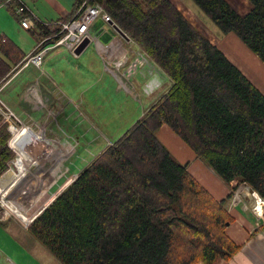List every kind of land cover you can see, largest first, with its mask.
Wrapping results in <instances>:
<instances>
[{
    "label": "trees",
    "instance_id": "16d2710c",
    "mask_svg": "<svg viewBox=\"0 0 264 264\" xmlns=\"http://www.w3.org/2000/svg\"><path fill=\"white\" fill-rule=\"evenodd\" d=\"M190 1L201 18L204 15L222 35L233 34L264 65V0H247L251 9L245 15L226 0ZM83 3L99 5L172 86L26 224H31L28 234L59 264L230 260L241 246L225 233L232 222L225 200H216L157 133L166 125L222 183L247 184L264 201L263 92L170 0H76L66 18L48 24L29 14L34 22L29 32L43 41L34 53L56 43L59 23L68 21ZM11 6L6 7L18 22L28 14L18 16ZM26 57L0 35V88L19 76ZM8 125L0 115V178L15 157L7 145L10 133L16 157L26 148L22 129L10 128L9 133ZM14 178L10 171L9 180L0 179L2 200L17 183L16 176L10 184ZM22 184L13 200L31 215L35 201L28 199V189H35Z\"/></svg>",
    "mask_w": 264,
    "mask_h": 264
},
{
    "label": "rangeland",
    "instance_id": "374dc122",
    "mask_svg": "<svg viewBox=\"0 0 264 264\" xmlns=\"http://www.w3.org/2000/svg\"><path fill=\"white\" fill-rule=\"evenodd\" d=\"M28 1H29V6L31 7L32 10H34V12L38 16H40L39 13L56 14L58 12L57 9L53 6V4L58 6L55 0H28ZM73 1L74 0H71V1L59 0L61 7L58 6V8L62 10L70 6L73 3ZM228 1H230L232 6L239 13L246 12V8L242 4V0H228ZM186 2H188L189 5H191V7L194 10L199 12L198 9L193 5V3L190 0H186ZM33 5L35 8L33 7ZM0 9L2 10L0 11V14H2V12H4L5 14L0 20V33H6V34L8 33L12 35L14 39H16L17 43H19L20 41L21 48L24 51V53L27 55L28 51L34 45V41L32 40L29 33L22 30L19 22L16 20V18L13 15H11L5 8H0ZM201 16L202 18L200 19L201 20L200 23L201 24L204 23L207 26V28H209L208 36L210 38L208 39L213 44L217 45V47L261 91L264 92V65L233 34L222 35V33H220V31L207 18H205L204 15H201ZM55 18L56 16H53V19ZM99 21H100V18H98L95 21L93 25V30H95L98 35L102 36L103 33L105 32L104 31L105 25H100ZM196 23H198L197 24L198 26L202 27V25H199L198 20H196ZM104 24H107V23H104ZM198 28L201 29L200 27ZM109 30H111V33L115 32L110 28ZM203 35L207 37L205 32ZM130 46L135 47L134 44H130ZM93 47L96 49V47L93 44H90L85 49V50H88L87 51L88 54H92V56L95 53V52L93 53L94 51ZM98 56L100 57L102 61L103 67L102 68H100L99 66L98 68L95 67V70L97 73L95 72L94 69H90V71H85L81 68L82 67L81 61L87 60L85 57H83L79 61V63H72L73 67H70L67 71L64 72V74H62L61 61L63 60L62 59L63 56H60L57 58V60L52 61V64L54 65L55 69L49 72L51 78L55 82V84L52 81H51L52 83L49 82L52 87L47 86V91L49 92V96L54 98L55 91H57L58 94L62 92L65 95L66 94L68 95L70 102L67 104L66 113L69 114L73 118V123L79 127L80 131L88 132V136L85 139H79V138L77 139L71 132H69V130H67L66 126L61 120V117H59L60 114L56 112L55 110H52L49 107V100L44 95V93L41 92V90L39 93H41V96L45 98L43 99V103L46 105V109L44 111L34 112L31 110L27 102L19 103L20 102L19 97L18 96L16 97V92H17L16 87H19L21 83L26 81L24 80L25 73H21L14 81L10 83V86L6 89L7 91H13L10 94V97H9L10 100H7L5 98V95H4L5 93L4 94L0 93L1 103H3L5 106L7 105V107L14 114H16L19 120H21L27 128L29 127L32 128L31 130L36 135L43 132V133H46V138L48 140H52L55 142L62 141L63 143L65 142L66 144H67V138L70 137V139L74 140L75 142V143L72 142V146L69 145L70 149H73V150H70L71 154L73 153L74 148L77 145L76 152L74 151L73 156H71V158H69L68 160H65L61 165H59L60 169L62 170V173H59L61 171L60 170L59 172L54 174V180H56V182L54 183L53 187H51V185L47 186V180L49 181V172H50L49 168H51L50 166L56 163V159H58V155L55 153L50 154V156L53 155L54 157V160H52L51 163H50V158H49L50 156H47L48 158L45 156L47 159L45 158L46 161L44 160V164L42 167L43 169L41 170L40 174H38L40 177L39 176H34V177L35 178L39 177L37 180H39L40 178L45 179L44 181L42 180V183L44 182L46 183V185H44L45 186L44 191H46L47 196L48 195L50 196L55 191H57L60 185H64L65 183L72 181L75 178L76 174H78L92 159H94L100 152L103 151V148L106 146V143H107V138L109 139H114L115 137L119 138L127 129H129L133 125V123L137 120L136 117L141 115V112H142L141 109L144 110L146 107H148L149 101L159 98L162 93L160 91H164V89L169 86L168 84L167 86L166 85L160 86L161 85L160 77L164 78L165 75L159 69V67L155 65V63L150 61L151 65L143 66L139 69L143 73L141 74V77L144 79L143 81L145 83L147 81V88H149L148 85L150 84L149 92L151 93H150L149 98H146L145 100V97L142 98V94L140 93V90H139L140 87L138 86V84H136V82L138 81L136 77H138L139 70L136 71L135 75L130 76L128 83L130 84L131 91L127 92L124 88L119 87V84L117 83L116 79L105 68V63L103 62L101 56L100 55ZM57 65H58V70L56 69ZM87 68H89V66H87ZM160 72L162 73V75L160 74ZM98 78L101 81L100 80L98 81ZM40 84L42 85L43 89L46 90L45 80L43 78H41ZM113 84L116 87L115 89H114ZM142 86H143V83H142ZM145 86L146 85L144 84V87ZM18 91H20V89H18ZM124 95H127L129 99H126L127 105L126 104L122 105L123 111L112 112L110 107L114 108L113 105L115 104L121 105L120 101L124 100L125 98ZM78 99L80 100L84 99L85 104L87 105H84L81 107V104L79 103ZM91 103H94V106L96 108L95 112H93L89 108V104ZM129 104L133 108V112H134L133 114L128 109ZM16 105L20 107H24L23 109L26 111L27 114H24V116L19 115V111ZM46 110L49 111L51 116H49L48 113H46ZM39 114H43V116ZM33 122L38 124L39 129L37 127L34 128V126L32 125ZM21 129L23 132L22 140L24 144H26V148L24 150L28 148L27 141H31V140H32L31 142H33L38 148L42 146V143L38 141L37 136L33 132H31L28 129H24V128H21ZM110 146H113V145H110ZM93 147L96 148V150H94ZM23 151H21L17 155V157ZM43 152H49L48 148L46 150H43ZM16 162L19 163V160L16 159ZM205 168L208 171L212 172L206 166ZM11 172L14 174L15 178L10 184H12L15 181L16 176H17L15 171L13 170V166H12ZM212 175L217 180H220L214 173H212ZM27 183L31 185L34 189L37 187V185L32 180H30ZM21 185H23L22 182H19L18 187L14 188V191L12 194H10V196L11 195L14 196L16 191L20 188ZM233 186H235V183ZM41 187H43V184ZM42 192H43L42 190L39 193L38 191L33 192V191H30L29 189L28 198L35 201L36 199H38L41 195L45 193V192L43 193ZM3 195L4 194L0 195V204L5 210L3 212V208H2L0 211V214H1L0 218L1 217L4 218L2 219V221H0V246L6 248L5 244H3L4 238L2 236H4V232H2V230H4L5 228H9L12 222H15L16 224H18L22 230L28 228V226H25L21 221L23 219H21L20 216L17 215V217L21 219L20 220L18 218V220H20V223L23 225L22 226L18 222L17 217L6 209V207L4 206L2 202ZM10 203L13 205H17L15 201L13 200V198ZM262 210H263V206L261 205V212ZM7 220H10V221L7 222ZM23 222H26V221L23 220ZM11 233L12 232L10 231V235H12ZM29 240L31 241L26 240L25 244L28 246L34 247L35 251H37L36 252L37 258L40 259L44 264H59V262L42 245H40L39 242L31 238Z\"/></svg>",
    "mask_w": 264,
    "mask_h": 264
},
{
    "label": "crops",
    "instance_id": "0c3cea01",
    "mask_svg": "<svg viewBox=\"0 0 264 264\" xmlns=\"http://www.w3.org/2000/svg\"><path fill=\"white\" fill-rule=\"evenodd\" d=\"M3 1H5V0H0V3ZM69 1H71V0H69ZM75 1L76 0H74L70 6L61 10L58 8V6L61 7L59 0H55V2L58 5V6H56L53 4V6L58 11L56 14L39 13L40 16H38L34 12V10H32L31 7L29 6L28 0H19V2L25 6V8L34 17V19H36L37 21H39L42 24H48L50 22H57L61 19L66 18L70 14V12L72 11V7H73V4L75 3ZM170 1L174 4V6L183 14V16L196 29L200 30V32L202 34H204V32H205L207 37L205 35L204 36L206 38H210L208 36L209 28H207V26L204 23L203 24L200 23L201 17L196 12V10H194L191 7V5H189V3L186 2V0L185 1L184 0H170ZM226 1L232 6L230 1H228V0H226ZM242 4L246 8L245 13H239L233 6L232 7L240 15H245L249 12V10L251 9V6L247 0H242ZM11 5H12L11 8L13 9L15 7V4H11ZM33 7H34V5H33ZM3 8H5L12 15V12L9 10V8H7V7H3ZM0 11H2V10L0 9ZM3 15H5L4 12H2V14H0V20L2 19ZM53 16H56V18L53 19ZM98 18H100V21H99L100 25H105L104 26L105 32L103 33L102 36L98 35L96 33V31L93 30V25ZM196 20H198L199 25H202V27L197 25L198 23H196ZM95 21L90 28V32L92 34H96L98 37V43L96 45V49L93 47L94 48L93 53L95 52L93 56H92V54H88V52H87L88 50H85V49L81 52L80 55L75 56V55H73V54H71L65 50H61V48H52L49 50L48 54L43 57V62H42V66H41L40 70H38L33 65H29L28 67L23 69V71L21 73H25V79L24 80H26V81L21 83L19 85V87H16V90H17L16 97L17 96L19 97V101H20L19 103H23L21 100V96L23 94V91L25 90L24 88H26L31 82L38 80V82H39L38 85H39L41 92H43L44 95L49 100V107L52 110H55L56 112H58L60 114L59 117H61V120L63 121L67 130H69V132H71L77 139L78 138L79 139H85L88 136V132L80 131L79 127L73 123V118L69 114L66 113L67 104L70 102L68 95L67 94L65 95L62 92H60L58 94L57 91H55V94H54L55 97L52 98L49 96V92L47 91V86L52 87L50 85V83L53 82L55 84L54 80L51 78L50 73H49L51 70L55 69L54 65L52 64V61L57 60V58L60 56H63V58H62L63 60L61 61V68H62L61 71H62V74H64V72L67 71L70 67H73L72 63H79V61L83 57H85L87 60L81 61V65H82L81 68L85 71H90V69L95 70V67L98 68V66L100 68L103 67L102 61L98 55L103 56V58H105V60L107 62L112 61L116 58H119L123 55H126L127 56V63L125 65V67L123 68V70L128 69V71L135 73L141 67L147 66V64H145V61L143 58L149 59L147 57V55L143 52V50L139 46H137L135 44H134L135 47L130 46V44H133L132 41L128 42V41L124 40L121 36L117 35L116 32L111 33V30H109V28L112 29L113 31H114V29L112 28V26L110 24H104L105 22H103L101 17H97L95 19ZM33 27H34V22H32L31 28H33ZM198 27H200L201 29H199ZM205 29H206V31H205ZM22 30L29 33L32 40L34 41V45L31 47V49L28 51V53L32 52L31 50H37L38 47H40L42 45L43 41L37 40L29 32V30H24V29H22ZM7 34L6 33H0V35H5L9 39H11L22 50L20 41H19V43H17L16 39H14V37L12 35H10V34L7 35ZM50 46H52V45H50ZM50 46H48V47H50ZM28 53H27V55H28ZM94 57H96V58H94ZM149 61H150V59H149ZM87 66H89V68H87ZM56 69L58 70V65L56 66ZM139 71H140V73H139ZM139 71H138V77H136V79L138 80L136 82V84H138V86L140 87L139 90H140V93L142 94V98L145 97V100H146V98H149L150 93H151V92H149L150 84L148 85L149 88H147V81H146V83L143 81L144 79L141 77V74H143V73L141 72V70H139ZM95 72H96V70H95ZM160 74L162 75L161 72H160ZM41 78H43L45 80V85H46L45 89L46 90H44L42 85L40 84ZM99 80L100 79L98 78V81ZM160 80H161L160 86H164V85L167 86V84L169 85L168 87H166L164 89V91H160V92H162L160 95V97H161L165 93H167V91L171 88L172 82L166 75L164 76V78L160 77ZM10 81L11 80H9L5 85H3L1 87V90H0L1 94L5 93L4 95H5V98L7 100H10L9 99L10 94H11V92H13V91H7L6 90L10 86V84L7 86V84ZM142 83H143V86H142ZM144 84L146 85L145 87H144ZM113 86H114V84H113ZM115 88L116 87L114 86V89ZM18 89H20V91H18ZM116 91H117V89H116ZM160 92H158V93H160ZM261 92H263V91H261ZM78 94H79V92H78ZM263 94H264V92H263ZM124 97H125L124 100L120 101L121 105L115 104V105H113L114 108L110 107L112 112L123 111L122 105L123 104L127 105L126 99H129L127 95H124ZM160 97L149 101L148 107H146L144 110L141 109V111H142L141 115L137 116L136 119L137 120L140 119L143 116V114L153 104H155L160 99ZM65 98H67V99H65ZM78 101L81 104V107L84 105H87V104H85L84 99H81V100L78 99ZM17 105H18V103H17ZM23 108L24 107L17 106V109L19 111V115L24 116V114H27ZM89 108L93 112H95L96 108L94 106V103L89 104ZM128 109L132 114L134 113L133 108L131 107L130 104L128 106ZM39 115L43 116V114H39ZM157 136L164 143V145L168 148V150L171 152V154L180 163H182V164L189 163L188 171L190 172V174L202 186H204L206 188V190L216 200H218V201L225 200L224 206L226 208V211L228 212V214L232 218V222L227 226L225 233L232 240L233 243H235L237 246H241V249L230 260L225 261V260L220 259L216 264H264V216H263V218H257L254 216L252 209L249 206V204H250L249 197L247 198V194L245 196V191L242 188L243 187L242 184H240L238 187H236L237 183L235 181H233L230 184L226 185V184L222 183L220 180H217L216 178H214V176L212 175L213 171L212 170H211L212 172L208 171L205 168L204 164L194 156L193 152L191 150H189L169 130V128L166 125H162V127L160 128V130L157 133ZM119 138H116V137L114 139L107 138V142L109 141L110 143H112ZM92 141H93V139H92ZM91 144H92V142H91ZM105 147L103 148V150L105 149ZM94 150H96V148H94ZM234 183H235V186H233ZM238 192H239V194H238ZM230 194H231V197L229 199H227V197ZM260 213H261V210H260ZM263 215H264V212H263ZM9 221L10 220H7V222H9ZM4 230H2V232H4V236H2V237L4 238L3 244H5L6 248L0 246V264H44L40 259L37 258V256H36L37 251H35L34 247L28 246L25 244L26 240L31 241L29 239L30 238L33 239L28 234L27 229L22 230L18 224H16L15 222H12L10 227L5 228ZM10 231L12 232L11 233L12 235H10ZM199 264H201V263H199Z\"/></svg>",
    "mask_w": 264,
    "mask_h": 264
},
{
    "label": "built area",
    "instance_id": "2783aa9c",
    "mask_svg": "<svg viewBox=\"0 0 264 264\" xmlns=\"http://www.w3.org/2000/svg\"><path fill=\"white\" fill-rule=\"evenodd\" d=\"M8 4H15L13 11L18 16H22V15H24V13H28L25 17L21 18L19 24H20V27L22 29L29 30L32 27L33 21L31 19V17L29 16L30 13L25 8V6L23 4H21L19 2V0H5V1L0 3V8L6 7ZM97 17H101L103 22H105L107 24L112 22L110 17L104 12V10L99 5H86L85 3H83L79 7L77 12L68 21L59 23V26H60V31L58 32L59 39L56 41V43H54L50 47H45L36 53H34L36 50H32V52H30L27 55L25 62H24V65L22 66V68L17 73H19L21 70L28 67L29 65H33L38 70H40L41 66H42V62H43V57L45 55H47L49 50L52 48H61V49H63V50L74 55L75 50L85 40L88 41V45L93 44L96 47V45L98 43V37L96 34H92L90 32V28H91L92 24L94 23V21ZM129 41H131V40H129ZM101 58L103 59V62L105 63V68L116 79L117 83L119 84V87L124 88L127 92H130L131 87H130V84L128 83V80L130 79V76L135 75L136 72L132 73L131 71H128V69L123 70V68L125 67V65L127 63V56L123 55L118 59L116 58V59H114L112 61H108V62L105 60V58H103V56H101ZM143 59L145 61V64L151 65L149 59H146V58H143ZM0 90H1V88H0ZM39 92H40V88L38 85V81L36 80V81L31 82L25 88V90L23 91V94L21 96L22 102L23 103L27 102V104L30 106L31 110L34 112L35 111L36 112L44 111L46 109V105L43 103V99H45V98L42 97L41 93H39ZM46 113H48V115L51 116V114L49 113L48 110H46ZM0 115L6 121L9 122V125H8L9 133H10V128H20V129L24 128V129H28L31 132H33L31 130L32 128H30V127L27 128L24 125V123L21 120H19V118L16 116V114H14L7 106H5L3 103H1V101H0ZM32 125L34 126V128L37 127L39 129L38 124H36L35 122H33ZM36 136H37L38 141L42 143V146L36 151L35 157L39 153H41L43 150H46L48 148L49 152L44 153L43 160H45V158L47 156H49V154L55 153L58 155V159H56V162L59 161V165H61L65 160H68L69 158H71V156H73L74 151L76 152L77 145L74 148L73 153L71 154L70 150H73V149H70L69 145L72 146V142H74V140L70 139V137L67 138V144H66L65 142L63 143L62 141L61 142H55L52 140H48L46 138V133H43V132H41L40 134H38ZM10 140H11V133H10V139L8 140L7 145L9 147V149L14 153L15 157L9 163L7 171H11L13 161L16 158V153L9 146ZM110 145H114V143H110L108 141L106 144V148L110 147ZM49 158H50V163H51L52 160H54V157L52 155ZM50 167L52 168V166H50ZM51 168H49V169L51 170ZM59 173H62V170ZM76 176H77V174H76ZM76 176H75V178H76ZM58 178H60V177H58ZM74 179L72 181H74ZM53 181H54V183L56 182V180H54V179H53ZM72 181L67 182L68 185H70L72 183ZM54 183L51 185V187L54 186ZM67 183H65L64 185H60L59 189H58L59 191L57 190L53 194H55V193L57 194V192H59V194H60L64 189H66ZM28 191H29V189H28ZM53 194H51V195H53ZM59 194H57V196ZM253 194H254V198H255V202H256V207L254 209H252V212H253L255 217L263 218V216H264L263 215L264 201L255 192ZM258 203L263 206V211L261 213H259L257 211V204ZM0 207H1V209L3 208L1 204H0ZM4 211L5 210L3 208V212ZM2 219H4V218L1 217L0 221H2Z\"/></svg>",
    "mask_w": 264,
    "mask_h": 264
},
{
    "label": "bare ground",
    "instance_id": "6f19581e",
    "mask_svg": "<svg viewBox=\"0 0 264 264\" xmlns=\"http://www.w3.org/2000/svg\"><path fill=\"white\" fill-rule=\"evenodd\" d=\"M11 5V4H10ZM32 141V140H31ZM31 141H27L28 144V148L26 150H24L17 158H15V160L13 161V170L15 171L16 175H17V179L19 182H29L30 180H32L36 185H38L35 189L36 191H38V193L42 190L43 192H45L43 195H41L38 199L35 200V206L32 207L30 213L32 212L31 215L24 213L17 205H13L11 204V200L13 197H16L17 194H15L14 196H10V194L13 193L14 188L18 187L19 182L17 181L16 185H14L13 189L9 192V194L5 197L4 200H2L4 206L6 207V209L12 213L13 215H15L17 217L20 216L21 219H23L26 222L22 223L25 226H30V225H26L28 224L32 219H36L34 218L40 211H42L47 205H50L51 202L55 199V197L57 196V194H59V192H57V194H53V195H46V191H44V185H46V183H42V180L44 181V178H40L38 181L37 179L40 177L38 174H40L41 170L43 169V156L45 152H41L39 153L36 157H35V153L36 151L39 149L33 142ZM38 144V142H37ZM34 155V156H33ZM50 156V154H49ZM35 157V158H34ZM48 158V157H47ZM46 158V159H47ZM16 159L19 160V163L16 162ZM46 161V160H45ZM55 163V162H54ZM60 166H59V161H57L54 165H52V168L49 172V181L47 180V186H50L54 183L53 179H54V174H56L58 171H60ZM46 172V171H45ZM61 172V171H60ZM61 175V174H60ZM34 176H39L38 178H35ZM69 178V177H68ZM28 184V183H27ZM43 184V187H41ZM66 186H68V183L66 184ZM40 190V191H39ZM35 191V192H36ZM59 191V190H58ZM42 192V193H43ZM56 192V191H55ZM239 194V192H238ZM39 195V194H38ZM10 196V198H9ZM10 199V200H9ZM261 210V204H257V211L260 213ZM7 213V212H6ZM8 214V213H7ZM33 220V221H34ZM32 221V222H33ZM31 222V223H32Z\"/></svg>",
    "mask_w": 264,
    "mask_h": 264
},
{
    "label": "water",
    "instance_id": "95a60500",
    "mask_svg": "<svg viewBox=\"0 0 264 264\" xmlns=\"http://www.w3.org/2000/svg\"><path fill=\"white\" fill-rule=\"evenodd\" d=\"M109 24L112 26V28L114 29V31L119 36H121L124 40H126V41H129L130 40L113 22H110ZM87 46H88V41L87 40L83 41L82 44L75 50L74 55L75 56L80 55L81 52L84 49L87 48ZM3 177L6 178L7 180H9V178H10V171L5 172L1 176V178H3ZM242 186H243L242 188L245 191V196L247 194V198L249 197V200H250L249 206L251 207V209H254L256 207V202H255V198H254V194H253L254 192L250 189V187H248L247 184H242Z\"/></svg>",
    "mask_w": 264,
    "mask_h": 264
}]
</instances>
